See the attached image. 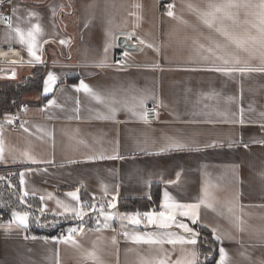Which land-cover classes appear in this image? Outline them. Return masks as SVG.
Segmentation results:
<instances>
[{"label": "crops", "instance_id": "0c3cea01", "mask_svg": "<svg viewBox=\"0 0 264 264\" xmlns=\"http://www.w3.org/2000/svg\"><path fill=\"white\" fill-rule=\"evenodd\" d=\"M262 1L0 0V48L21 51L0 63V85L43 78L16 109L27 106L20 130L0 122V165L44 215L82 226L37 235L15 211L0 221V264H199L198 227L214 264H264V25H247L245 9ZM121 51L128 67H113ZM154 194L156 208L120 207Z\"/></svg>", "mask_w": 264, "mask_h": 264}, {"label": "trees", "instance_id": "16d2710c", "mask_svg": "<svg viewBox=\"0 0 264 264\" xmlns=\"http://www.w3.org/2000/svg\"><path fill=\"white\" fill-rule=\"evenodd\" d=\"M42 76L36 73L24 84L3 83L0 85V115L15 111L22 102V96L29 92L40 90ZM0 165V221H7L13 212L18 210L31 213V228L37 235L58 236L60 229L65 227L67 219H58L44 215L40 209V200L37 198L24 197L21 193L19 175L16 171H4ZM83 200L89 199V194L80 190ZM158 198L154 194L152 200L147 199H123L120 207L123 211H145L158 206ZM30 208L33 210L30 211ZM200 261L199 264H214L218 247L212 238L211 232L200 227Z\"/></svg>", "mask_w": 264, "mask_h": 264}, {"label": "built area", "instance_id": "2783aa9c", "mask_svg": "<svg viewBox=\"0 0 264 264\" xmlns=\"http://www.w3.org/2000/svg\"><path fill=\"white\" fill-rule=\"evenodd\" d=\"M1 6V5H0ZM171 6V7H169ZM173 9L172 5H167L165 3L160 4V11H171ZM6 15V11L4 8H0V22H4ZM136 45H140L141 49L148 46L147 41L136 38L134 40ZM136 50H139L136 47ZM126 51H121L116 54V62L113 67L116 68H126L128 65L126 64ZM21 58V51L19 49L14 48H0V63H6L8 60H18ZM27 106L23 105L20 110H15L13 112L0 115V122L2 121H10L13 124V130L19 131L21 125L26 121V117L22 116L21 112L26 110ZM160 120V106L157 103L151 104L147 107L145 113V121L148 123H157ZM82 226H78L75 231L68 230L66 228H62L59 231V235L61 237H76L81 231Z\"/></svg>", "mask_w": 264, "mask_h": 264}, {"label": "snow or ice", "instance_id": "6c2138e0", "mask_svg": "<svg viewBox=\"0 0 264 264\" xmlns=\"http://www.w3.org/2000/svg\"><path fill=\"white\" fill-rule=\"evenodd\" d=\"M228 6L231 7V6H233V5L229 4ZM262 6H264V5H262ZM169 7H171V6H169ZM215 10L218 12V11H220L221 9H220L219 6H216ZM168 15L171 16L172 13H171V12H168ZM209 15H212V13H210ZM205 22L207 23L208 21H205ZM261 22L264 23V19H262ZM8 25L11 26V21H10V19H8ZM209 26H211V24H209ZM38 30H39V29H38V26H37V31H38ZM16 31H17L18 34H20V30H19V29H16ZM222 34L225 35V36L228 35L227 33H224V32H222ZM20 35H21V42H23V35H22V34H20ZM28 35H29V37H32L33 34H32V33H29ZM229 39H231V37H229ZM61 43H63V41H62ZM235 43L237 44V47L240 46V42H239V41H235ZM33 44H34V40H30V41H29V48H28V50H29V54H30V55H35V53H34L33 50H32V48H33ZM37 59H39V57H37ZM52 79H53V77L50 75V76H49V80H52ZM80 87L83 88L86 92H90V91H91L90 89H88V87H87L86 85L81 84ZM47 90H48V89L45 88V91H47ZM68 195L72 196L73 198H76L75 193H69ZM172 207H177V206L173 205ZM183 207L193 208V207H196V206L187 205V206H183ZM159 215H160V217H165V213H164V212H161ZM181 215H186V213H181ZM14 216H16V217L18 218L20 224H24V223H25V221H26V214L14 213ZM190 218L193 219V223H194V222H195V219H194L193 217H190ZM174 219H175V213H171V214H169V215L167 216L166 220H163V221L160 222V226H161V227H168V226H170L168 222H169V221H174ZM179 226H180V227H183V228L185 229V231H189V232L192 231V229L188 228V227H187L186 225H184V224H180ZM72 231H75V229H73ZM144 242H145V243H159L160 241L151 240V239H146V240H144ZM168 242H169V243H175L176 241H174V240H169ZM181 242H183V241H181ZM187 242H188V243L195 244V243H196V240H195V239H192V240H189V241H187ZM221 255H222V257H223V250H221ZM221 264H223V260L221 261Z\"/></svg>", "mask_w": 264, "mask_h": 264}, {"label": "rangeland", "instance_id": "374dc122", "mask_svg": "<svg viewBox=\"0 0 264 264\" xmlns=\"http://www.w3.org/2000/svg\"><path fill=\"white\" fill-rule=\"evenodd\" d=\"M264 1L257 3H246L245 9L247 10V25H264ZM35 75V74H34ZM4 171H7L3 169ZM2 177H0V180Z\"/></svg>", "mask_w": 264, "mask_h": 264}, {"label": "water", "instance_id": "95a60500", "mask_svg": "<svg viewBox=\"0 0 264 264\" xmlns=\"http://www.w3.org/2000/svg\"><path fill=\"white\" fill-rule=\"evenodd\" d=\"M119 46L128 50H134L136 49L135 46L130 45L126 38H120L119 39Z\"/></svg>", "mask_w": 264, "mask_h": 264}]
</instances>
